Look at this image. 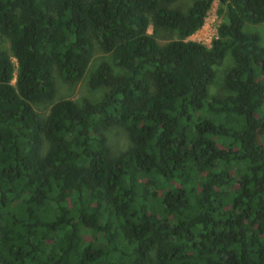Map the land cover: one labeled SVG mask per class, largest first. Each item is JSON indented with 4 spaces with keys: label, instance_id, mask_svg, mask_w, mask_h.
<instances>
[{
    "label": "trees",
    "instance_id": "16d2710c",
    "mask_svg": "<svg viewBox=\"0 0 264 264\" xmlns=\"http://www.w3.org/2000/svg\"><path fill=\"white\" fill-rule=\"evenodd\" d=\"M175 1L0 0V264H264V46L241 30L264 0H217L208 47L186 38L214 0ZM92 41L117 67L87 77L102 99L40 117L52 67L77 81Z\"/></svg>",
    "mask_w": 264,
    "mask_h": 264
},
{
    "label": "rangeland",
    "instance_id": "374dc122",
    "mask_svg": "<svg viewBox=\"0 0 264 264\" xmlns=\"http://www.w3.org/2000/svg\"><path fill=\"white\" fill-rule=\"evenodd\" d=\"M88 1V0H84ZM193 0H176L171 7L175 8L179 11H185L186 7L191 4ZM218 7L217 0H214L205 17V26L208 24H217L221 17L216 13V9ZM241 30L244 33H255L259 37L258 43L260 46H264V22L257 24H249L243 23L241 26ZM147 32H151L150 26L147 27ZM163 37V35H162ZM170 36H165L167 38ZM158 41L163 42L165 39H158ZM0 48L9 54V44L6 38L0 36ZM107 62L112 71L117 72V67H115L112 63V59L109 53H103L99 50L96 43L92 41V51L89 62L85 68L83 75L74 82H66L63 81L55 68L51 69V79L53 81L54 86V95L51 102H31V106L33 110L40 116L44 117L47 113L48 107L51 103L59 100V99H71L78 106H81L85 103H95L102 99L104 93L107 91L106 87L99 86L96 88H90L87 84V77L92 72V70L96 67L99 62ZM232 65V59L228 53L222 58V60L213 65V79L211 83L208 85V97L209 96H224L228 94L227 89L223 85V75L225 71ZM14 79H12L13 83ZM105 138L106 144L109 148L110 156H116L119 153L123 152L129 145V139L127 137L126 131L117 124H109L107 127L100 131Z\"/></svg>",
    "mask_w": 264,
    "mask_h": 264
},
{
    "label": "built area",
    "instance_id": "2783aa9c",
    "mask_svg": "<svg viewBox=\"0 0 264 264\" xmlns=\"http://www.w3.org/2000/svg\"><path fill=\"white\" fill-rule=\"evenodd\" d=\"M206 14L204 16L202 25L197 30H195L192 34H190L186 39L195 41L197 43H200L208 47L210 45L211 40L215 37L216 27L219 22L217 24L211 23L205 26Z\"/></svg>",
    "mask_w": 264,
    "mask_h": 264
}]
</instances>
